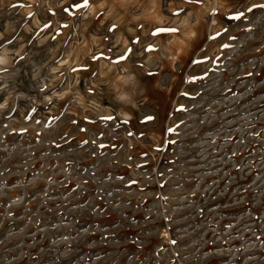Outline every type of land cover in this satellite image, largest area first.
I'll list each match as a JSON object with an SVG mask.
<instances>
[{
  "label": "rangeland",
  "instance_id": "1",
  "mask_svg": "<svg viewBox=\"0 0 264 264\" xmlns=\"http://www.w3.org/2000/svg\"><path fill=\"white\" fill-rule=\"evenodd\" d=\"M85 2L0 0V264H264V0Z\"/></svg>",
  "mask_w": 264,
  "mask_h": 264
},
{
  "label": "snow or ice",
  "instance_id": "2",
  "mask_svg": "<svg viewBox=\"0 0 264 264\" xmlns=\"http://www.w3.org/2000/svg\"><path fill=\"white\" fill-rule=\"evenodd\" d=\"M83 6L84 7L87 6V0H86L85 4ZM254 7L264 8V5H254L253 8ZM253 8H249L248 11H252ZM243 15H244V13H242V12L241 13H237L233 18L234 19H240ZM45 27H48V25H45ZM110 30H112V29H110ZM164 31H167V32H175L177 30L176 29H159L158 30V32H164ZM149 50H151V48ZM121 59H124V57H121ZM152 119H153V117H146V120H152ZM169 131H171V129H169ZM129 135H131V133Z\"/></svg>",
  "mask_w": 264,
  "mask_h": 264
}]
</instances>
